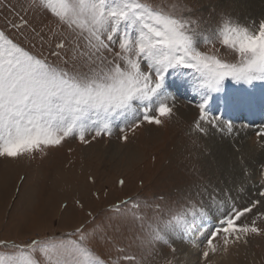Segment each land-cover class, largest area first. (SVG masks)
I'll return each instance as SVG.
<instances>
[{"label":"snow or ice","instance_id":"1","mask_svg":"<svg viewBox=\"0 0 264 264\" xmlns=\"http://www.w3.org/2000/svg\"><path fill=\"white\" fill-rule=\"evenodd\" d=\"M182 11L166 12L145 0H25L23 14L17 13L19 22H9L10 28L29 29L41 44L45 42L41 33L47 30L50 39L57 40L55 49L67 51L70 44L72 60L82 61L88 71L53 64L42 53L33 52L35 44L25 47L0 29V159H35L69 137L76 136L88 144L98 137L112 136L116 128L123 134L120 138L127 141L126 129L135 131L145 122L161 125L175 106V96L168 90L169 77L181 75L183 70L195 74L192 87L199 96L195 106L200 114L193 131L203 136L210 130L231 133L233 120L223 110L213 113L210 106L228 79L246 84L264 81V19L245 24L225 15L209 33L197 31L193 27L197 22L181 15ZM29 13L37 17L47 14L55 26H33L25 18ZM215 41L234 52L237 61L228 62L200 50L201 45ZM117 48L113 59L104 55ZM51 55L59 56L60 51L53 50ZM233 103L243 105L247 101ZM256 135L264 148V125ZM242 175H251L247 167ZM259 176L258 185L253 187H259V197L264 198V164L259 166ZM198 189L194 198L169 210L168 220L137 217L144 230L142 247L151 253L156 245L163 244L175 253L171 235L180 232L187 238L197 221L207 222L209 217L214 223L205 243L213 252L218 236L227 246L246 244L250 237L264 234L255 220L251 224L242 221L253 209L264 206V200L254 199L240 208L231 189L208 185ZM244 190L243 184L237 189ZM205 196L215 212L205 207ZM119 207L114 206L116 210ZM98 235L81 225L60 238L33 239L27 244L0 240V248L8 250L0 254V264H117L110 252L101 254L93 247ZM117 251L125 253L121 257L124 261L141 264L125 249ZM158 254L164 256L166 264H172L164 253ZM203 257H208V251Z\"/></svg>","mask_w":264,"mask_h":264},{"label":"rangeland","instance_id":"2","mask_svg":"<svg viewBox=\"0 0 264 264\" xmlns=\"http://www.w3.org/2000/svg\"><path fill=\"white\" fill-rule=\"evenodd\" d=\"M24 2L3 0L0 4V29L6 30L25 47L35 44L33 52L42 53L53 64L70 69L75 65L80 71H88L82 61L72 60L74 52L70 44L66 45L67 51L55 49L57 40L50 39L51 33L47 30L41 33L45 41L41 44L40 38L29 29L16 31L10 28L9 22H19L17 13L23 14L21 5ZM145 2L166 12L183 9L180 14L196 21L193 27L197 31L209 33L219 26L225 15L245 24L264 19V13H240L241 8L234 5V0ZM173 5L177 8L173 9ZM25 18L38 28L43 24L55 26L54 19L47 14L37 17L29 13ZM53 50L60 51V55H51ZM118 50L105 52L104 55L111 60ZM200 50L228 62L238 59L219 41L201 45ZM194 81L195 74L190 70L169 77L168 90L175 96L173 114L162 118L164 123L161 125L145 122L135 131L126 129L127 141L120 138L123 134L116 128L112 136L98 137L88 144L81 143L76 136L69 137L62 145L50 149L47 155L37 154L35 159H0V240L10 244H27L33 239L64 237L84 225L88 231L96 230L100 234L93 241L96 251L101 254L110 252L117 264H134L121 259L125 253L117 251L119 248L135 255L141 264H166L164 256L158 254L161 252L172 260V264H177L179 245L185 244L180 232L170 237L175 253L163 244L156 245L150 253L148 248L141 246L140 238L144 236V230L137 217L168 220L170 209L194 198L198 186L204 185L231 189L232 197L240 208L254 199L264 200L259 197V187H253L260 179L259 166L264 164V153L247 163L241 155V160L236 155L242 149L247 151L243 138L240 139L236 133L228 136L227 133L210 130L207 136H203L193 131L200 114L195 106L199 96L192 87ZM246 87L249 88L246 90ZM214 96L210 106L212 112L223 110L226 117L233 120L234 128H238L244 136L253 132L248 131L249 126L256 128V135L260 126L264 125V81L246 84L228 79L224 90ZM239 99L247 103H233ZM244 167L251 173L247 178L242 175ZM241 184L245 186L242 192L237 191ZM124 201L132 203L123 204ZM203 202L205 207L215 212V207L210 205L206 196ZM137 204L139 207L135 206ZM116 205H120L118 210L114 208ZM262 212L264 206H259L246 214V219L242 218V221L251 224L255 220L257 226L264 228V216H260ZM213 223L209 217L207 222L197 221L196 226L201 229ZM101 235L105 238L101 239ZM213 243L215 252L206 243L202 247L206 244L208 257L223 252L219 256L224 260L223 264H264V234L250 237L246 244L240 242L225 246L219 236ZM5 251L8 250L0 248V254ZM207 258L201 259L203 263Z\"/></svg>","mask_w":264,"mask_h":264},{"label":"bare ground","instance_id":"3","mask_svg":"<svg viewBox=\"0 0 264 264\" xmlns=\"http://www.w3.org/2000/svg\"><path fill=\"white\" fill-rule=\"evenodd\" d=\"M234 5L237 6L238 8H241L240 13H246V14L264 13V0H234ZM247 88H249V87H246L245 89L247 90ZM242 90L244 91L243 88H242ZM244 128H246V130H248L247 127L244 126ZM233 129H235L234 134L231 132V133H227V135L231 136V135H235V133H236L240 137V139L243 138L242 141L246 144V148H247V151L242 149L239 153L236 154L237 156H239V159H240V155H241V159L244 162L246 161L248 163L250 160H253L256 157H259V158L262 157V154L264 153V148H261L260 144L257 141V136L255 135L256 128H252L249 126L248 131L252 130L253 132L249 133L245 136L241 133V131H239L238 128H233ZM244 131L245 130H243L242 132H244ZM223 136H225V135H223ZM224 150H226V148H224ZM196 228H198V229H192L190 231V233H188L187 238H183L185 244L179 245L180 250L178 251L179 255H178V259H177L178 260L177 264H223L224 260H221V258H219L220 254L223 252H221V253L219 252L220 253L219 255L215 254L214 257H208L206 259V262L203 263V261L201 259L202 258L205 259V257H203V252L206 251V249H205L206 244H205L204 248L202 247V245H204V243L208 237L207 235H209V233L211 232L212 225L208 224L206 226H203V228H201V229L199 226H196ZM183 235H184L183 233H180L181 237H183ZM220 248H222V247H220ZM221 255H223V254H221Z\"/></svg>","mask_w":264,"mask_h":264},{"label":"built area","instance_id":"4","mask_svg":"<svg viewBox=\"0 0 264 264\" xmlns=\"http://www.w3.org/2000/svg\"><path fill=\"white\" fill-rule=\"evenodd\" d=\"M17 244V243H16Z\"/></svg>","mask_w":264,"mask_h":264}]
</instances>
